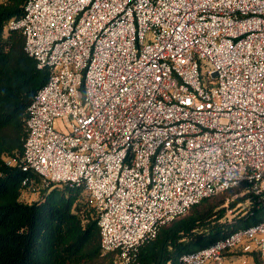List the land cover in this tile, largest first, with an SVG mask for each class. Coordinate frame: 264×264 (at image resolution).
Masks as SVG:
<instances>
[{"label": "built area", "instance_id": "built-area-1", "mask_svg": "<svg viewBox=\"0 0 264 264\" xmlns=\"http://www.w3.org/2000/svg\"><path fill=\"white\" fill-rule=\"evenodd\" d=\"M9 27L49 72L19 164L81 190L114 264L204 198L264 205V0H29ZM239 247L264 261V218L181 264Z\"/></svg>", "mask_w": 264, "mask_h": 264}, {"label": "trees", "instance_id": "trees-1", "mask_svg": "<svg viewBox=\"0 0 264 264\" xmlns=\"http://www.w3.org/2000/svg\"><path fill=\"white\" fill-rule=\"evenodd\" d=\"M29 0L0 2V264H114L116 252H102L95 207L81 190L44 187L42 177L24 171L20 161L27 136L29 107L49 72L25 50V36L9 23L24 15ZM11 162V163H10ZM243 188L204 198L162 226L140 247L135 264H181L183 254L206 248L239 228L264 218V205L224 221L229 210L247 201ZM24 192L37 193L27 201ZM227 194L236 195L228 203ZM227 203V205H226ZM244 253L242 248L226 257ZM249 255L264 264L257 251Z\"/></svg>", "mask_w": 264, "mask_h": 264}, {"label": "rangeland", "instance_id": "rangeland-1", "mask_svg": "<svg viewBox=\"0 0 264 264\" xmlns=\"http://www.w3.org/2000/svg\"><path fill=\"white\" fill-rule=\"evenodd\" d=\"M1 1H3V0H0V2ZM226 196L228 199V203L233 198H236V195L227 194ZM239 196H241V195L239 194ZM36 197H37V193L26 192V194H25V199L27 201H31V200L35 199ZM226 205H227V203H226ZM248 208H249V204H248V202H245L242 205V207L237 208L236 211L229 210L227 213L228 215L226 216L224 221L226 220L229 223H233L234 218H237L240 215H242L243 212H245V210H247ZM229 212H231V213H229ZM227 260H228V264H240L243 260H247V264H255L254 257L252 255H247V254L241 253L240 251H237L236 254H232V255L228 256Z\"/></svg>", "mask_w": 264, "mask_h": 264}, {"label": "crops", "instance_id": "crops-1", "mask_svg": "<svg viewBox=\"0 0 264 264\" xmlns=\"http://www.w3.org/2000/svg\"><path fill=\"white\" fill-rule=\"evenodd\" d=\"M227 264H228V260H227Z\"/></svg>", "mask_w": 264, "mask_h": 264}]
</instances>
